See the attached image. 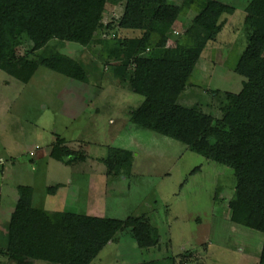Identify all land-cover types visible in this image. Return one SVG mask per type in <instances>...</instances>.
Segmentation results:
<instances>
[{"label": "rangeland", "instance_id": "obj_1", "mask_svg": "<svg viewBox=\"0 0 264 264\" xmlns=\"http://www.w3.org/2000/svg\"><path fill=\"white\" fill-rule=\"evenodd\" d=\"M182 1L168 0L176 5ZM221 1L236 11L223 16L225 25L215 40L195 49L200 59L179 99L211 114L220 128L227 94L240 92L245 80L234 68L250 34L245 26L250 0ZM124 6L116 0L107 2L104 28L98 36L124 39L141 34L119 27ZM192 17L188 13L174 24L170 46L183 36ZM52 45H58L57 41L49 42ZM32 47L27 39L18 54L26 55ZM102 47L74 42L59 47L61 53L98 62L103 77L88 83L44 66L29 83L0 71V220L7 224L6 215L19 197L18 185H32L35 206L90 214L91 206L98 205L103 216L145 215L159 228L161 242L150 248H140L130 228L120 231L90 264H136L168 257L177 264H259L264 233L230 219L229 201L238 180L234 170L178 140L130 122V111L144 97L118 84L109 69L118 61ZM56 136L64 137L70 148L84 151L87 159L72 166L38 159L40 147H47ZM110 146L133 152L131 171L107 174L102 158ZM59 182H69L66 202L47 192V186ZM0 264L16 262L0 255ZM35 264L54 263L35 260Z\"/></svg>", "mask_w": 264, "mask_h": 264}, {"label": "trees", "instance_id": "obj_2", "mask_svg": "<svg viewBox=\"0 0 264 264\" xmlns=\"http://www.w3.org/2000/svg\"><path fill=\"white\" fill-rule=\"evenodd\" d=\"M108 1L0 0V71L29 83L44 66L88 83L103 77L98 62L61 53L59 47L64 42L82 47L101 44L118 61L109 67L118 84L144 97L130 111V122L232 168L238 180L229 201L230 219L264 233V0H250L246 6L248 46L234 68L245 80L240 92L227 94L220 119L227 130L216 126L211 114L179 99L200 59L195 49L215 40L225 25L223 16L234 14L236 8L221 0H183L180 5L168 0H116L125 4L119 27L141 34L111 39L98 36ZM188 13L193 17L183 36L170 46L174 24ZM27 39L32 49L18 54ZM52 40L58 45L48 46ZM50 147V157L69 166L87 159L84 151L70 148L61 136ZM107 151L102 160L108 175L131 171L132 151L111 146ZM61 186H48V194L55 195ZM18 194L6 247L1 250L16 264H35V260L90 264L127 228L140 248L161 242L159 228L145 215L119 219L48 210L34 205L31 185H18ZM163 260L136 264H177L172 257ZM259 264H264V240Z\"/></svg>", "mask_w": 264, "mask_h": 264}, {"label": "crops", "instance_id": "obj_3", "mask_svg": "<svg viewBox=\"0 0 264 264\" xmlns=\"http://www.w3.org/2000/svg\"><path fill=\"white\" fill-rule=\"evenodd\" d=\"M4 83H8L7 80H5ZM56 139V138H55ZM52 140L53 141H55ZM51 142V143H52ZM51 143L47 146V147H40V149L37 151V158L40 159V160H44L46 161V163L48 161H50L52 158L50 157V146H51ZM71 170L73 172V174H75V171L73 170V168L71 167ZM62 184V186L60 187V189L56 192V194L54 195L55 198H57L58 201H61V200H64L65 202L67 201V183H64V182H59ZM32 186V185H31ZM51 186V185H50ZM48 187V186H47ZM0 194H1V187H0ZM34 201V199H33ZM98 202H99V199H98ZM2 204V194H1V200H0V219H3L2 217V210H1V205ZM53 206H50V209L52 208ZM93 207V212H90L91 215H98V216H103L101 214H99V207L98 205H95V206H91V208ZM95 207V208H94ZM48 209V210H50ZM62 208H60V206L55 209V210H61ZM54 210V209H52ZM14 211V209L12 210V212ZM11 212V214H12ZM11 214H7V218L6 219H9L7 221V224L4 225L3 222L0 220V255L4 256L1 252L2 249H5L6 247V242H7V236H8V230H9V223H10V218H11Z\"/></svg>", "mask_w": 264, "mask_h": 264}, {"label": "built area", "instance_id": "obj_4", "mask_svg": "<svg viewBox=\"0 0 264 264\" xmlns=\"http://www.w3.org/2000/svg\"><path fill=\"white\" fill-rule=\"evenodd\" d=\"M31 155H34L33 153H31ZM3 163L2 160H0V164Z\"/></svg>", "mask_w": 264, "mask_h": 264}]
</instances>
